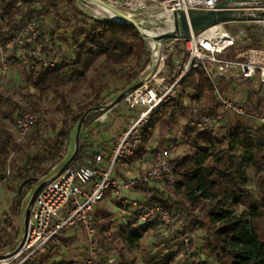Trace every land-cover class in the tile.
Listing matches in <instances>:
<instances>
[{
    "label": "trees",
    "instance_id": "obj_1",
    "mask_svg": "<svg viewBox=\"0 0 264 264\" xmlns=\"http://www.w3.org/2000/svg\"><path fill=\"white\" fill-rule=\"evenodd\" d=\"M1 1L4 18L2 38L6 40L22 26L35 22L40 31L39 40L43 46V53L58 61L52 67H45L36 58L30 57L29 62L33 68L25 75L27 85L40 93L53 91L60 99L59 110L74 121L80 120L86 110L102 106L105 98L100 100V97H97L80 112H76L68 102L67 96L59 90L61 87L86 81L88 74L102 59L113 72H120V77H126L125 87L122 89L124 90L139 82L141 73L150 64L147 42L135 27L125 23L95 19L81 10L75 0ZM63 6L76 18L75 25L68 18L63 21L57 19ZM52 15L55 29L45 30L43 20ZM60 29L72 31L70 52L62 51L56 42V31ZM180 41L185 42V40ZM261 47L258 40L252 38L246 50ZM229 50L226 51L227 57L234 59L239 57V54ZM8 53L10 54L8 61L15 64L21 62L17 49ZM131 59L135 61L136 68L133 66L127 68ZM182 59H186L185 52ZM166 68L169 72L166 83L169 84L174 80L175 74L173 62L169 59ZM222 81L223 79L218 81L221 92ZM122 90H118L117 93ZM179 90L180 95L176 100L171 98L152 112L151 118L141 131L142 143L133 156L138 152H140L139 156L145 153V144L153 135L154 119L167 116L175 119L178 114L185 113L189 109L185 104V98L190 97L194 102L200 103L209 92H214V103L206 112L215 115L223 111L215 84L207 69H198L185 77ZM188 91L192 93L188 94ZM28 96L31 102H34L32 111L39 112L36 94L29 93ZM0 102L9 108V114L19 115L26 110L10 98L0 96ZM255 111L264 112V99L258 103ZM99 113L97 111L87 116L84 124H89ZM41 132V127H34L29 135L36 141H44ZM3 133L5 137L0 141V155L7 156L14 135L9 130H4ZM185 134L189 153L171 160L174 180L172 182L167 178L166 181L173 183L175 193L182 195L192 205L207 207V216L213 229V239L208 246L211 253L217 257L218 264H264V129L237 120L222 123L216 130L194 129L187 125ZM70 140L71 129L66 125L54 140L44 142L41 151L27 157L23 165L14 169L13 179L17 182L18 188L29 180L22 189L20 199H23L34 185L35 181L30 179L47 176L50 169L45 165L66 154ZM89 143L88 138L82 139L70 166L94 163L96 153ZM250 172L253 176H250ZM252 180L255 184L254 189L250 188ZM133 191L150 197L152 204L162 206L173 217L172 202L151 184H138ZM115 203L120 205L117 200ZM121 207L127 209L125 204ZM12 213L14 217L19 215L17 202L12 208ZM141 213L142 209H133L132 214L128 216L126 226L118 232L121 240L131 248L138 247L144 235L159 223L142 225L139 222ZM3 224L7 228L0 236V248L2 251L7 247L12 250L22 236V228L10 218L5 219ZM9 228L10 231H6ZM64 235L65 233H62L60 239ZM54 244L49 253L55 247ZM40 256L31 264H40ZM45 258L49 259L50 254ZM60 264L76 263L69 260ZM121 264L125 263L121 262ZM183 264L203 263H196L187 258Z\"/></svg>",
    "mask_w": 264,
    "mask_h": 264
},
{
    "label": "rangeland",
    "instance_id": "obj_2",
    "mask_svg": "<svg viewBox=\"0 0 264 264\" xmlns=\"http://www.w3.org/2000/svg\"><path fill=\"white\" fill-rule=\"evenodd\" d=\"M89 9L102 17H108V13L97 5L89 6ZM54 16L43 20L45 30H54ZM68 18L75 25L76 18L73 14L63 6L60 16L57 18L61 21ZM172 24L164 17H156L152 22L145 24L144 27L162 34L172 30ZM229 29L238 33L244 30V34L230 47V52L241 54L246 50V46L251 42L252 38H256L261 48H264V24H249L239 23L233 24ZM72 31L60 29L56 31V42L64 52H70ZM182 38H167L163 39L164 48L170 50L169 60L182 59L184 56V47L186 43H181ZM148 50L150 51V59L152 54L151 43L147 42ZM8 57L10 54H7ZM8 69L5 72L1 71L0 63V96L2 98H10L13 102L21 104L26 108L24 112H33L39 114L44 119L42 128V137L44 141H36L28 136H20L13 129V123L17 118V113L9 114V108L0 102V141L4 139V130H9L14 136L9 146L7 156L0 155V236L5 232L6 225L3 221L10 218L14 223L19 224L23 228V220L25 209L29 202L30 196L37 186L45 179L55 175L62 166L71 157L75 148V139L78 121L66 117L62 110H59L60 99L53 91L40 93L36 89L27 85L25 75L33 68L29 60H22L19 64L8 61ZM58 63L55 60V65ZM129 67L136 68L135 61L131 59ZM151 64V61H150ZM149 64V65H150ZM148 65V66H149ZM147 66V68H148ZM110 66L101 59L95 68L88 74L86 81L79 83H70L61 87L59 90L68 98V102L80 112L92 100L97 97L104 99L102 108L93 109L87 116L94 112L100 113L87 125L83 124L79 139V144L83 138H88L93 151L100 152L108 157L109 147H114L119 137L131 125L135 117V111L130 110L123 99L111 107H106L114 102L119 94L131 87H125L126 77H120V72H113ZM139 68V67H137ZM147 68L141 73L142 79L148 72ZM169 72L166 71L167 76ZM118 90H122L117 93ZM35 93L39 112L32 111V105L28 94ZM192 91H188L191 94ZM223 93V92H222ZM228 97H233L231 94L223 93ZM180 95V90L173 97L174 100ZM214 92L208 93L207 97L200 103L191 100L190 97L185 98V104L188 110L185 113H180L175 119L167 116L160 119H154L153 135L145 144L146 151L142 156L140 152L136 156H132L124 160L128 165H131V173H137L144 167L151 164V158L154 152L159 150H168L171 158L183 157L189 153V147L186 143L185 128L190 125V122L195 117V110L199 113H207V108L214 103ZM246 115L236 116L231 113H223V123L235 122L241 120L248 125L260 126L257 117L264 114L255 111V105H250L245 102ZM223 112V111H222ZM221 112V113H222ZM71 129V140L68 144L67 152L64 156L58 157L45 166L49 168L47 176H41L38 181L32 185L28 193L23 199H17L18 185L13 179L14 169L17 166L24 164L27 157L34 155L44 148V142L52 141L57 136L58 132L65 126ZM110 154V153H109ZM122 160L118 163L115 175L125 177L121 171ZM138 161V165H134ZM250 176L253 173L250 172ZM253 179V177H252ZM160 193L165 195V198L172 202L171 224L166 225L161 222L155 224L143 237L140 245L135 248L127 246L119 237V230L127 224L128 216L132 214V209H135L130 204H125L127 209L117 205L116 195L109 190L105 198L95 207L92 212V219L97 232V240L100 249L101 259H107L109 256L115 255L120 262L125 264H183L190 258L196 263L203 264H218L217 257L211 253L208 246L213 239V229L209 223L206 206H194L188 202L182 195L175 193L173 183H168L166 180L156 181L151 184ZM254 181L250 183V188L254 189ZM137 198L142 197L141 194L135 193ZM143 200L137 202H151L150 197L143 196ZM127 201V199H125ZM118 201V200H117ZM129 201V200H128ZM18 204V216L14 217L12 208L15 203ZM129 208V209H128ZM6 231H10V228ZM3 245V244H2ZM53 244H50L48 249L40 256V264H60L69 260L76 264H87L89 255L87 240L83 231L79 228L69 230L65 235ZM11 248L7 247L5 251L0 248V255H3ZM50 254V258L45 256ZM122 255V256H121ZM173 259V260H171Z\"/></svg>",
    "mask_w": 264,
    "mask_h": 264
},
{
    "label": "built area",
    "instance_id": "obj_3",
    "mask_svg": "<svg viewBox=\"0 0 264 264\" xmlns=\"http://www.w3.org/2000/svg\"><path fill=\"white\" fill-rule=\"evenodd\" d=\"M109 1L145 26L156 17L166 18L167 16H171L173 25L174 11L216 10L218 3L223 0ZM233 9L240 15L255 16L264 11V6H239ZM243 22L250 25L264 24V19L224 22L213 25L188 39H183L186 43L184 47L186 59L173 62L174 80L169 84L166 83L165 73L170 50L165 49L160 41V51L155 52L158 58L155 73L141 87L129 91L123 98L125 105L135 111L130 127L119 137L107 159L102 153L96 152L94 163L68 166L61 174L43 186L31 208L24 240L20 238L12 250L0 255V264H31L48 249L50 244L58 242L62 233L76 228L83 231L87 240L89 251L87 264H121L115 255L101 259L92 212L110 189L120 203L130 204L123 198V191H133L138 184H152L167 178L173 182L174 167L168 150L154 152L151 164L137 173L118 177L115 175V170L118 163L135 154L142 143V128L151 118L152 112L178 93L185 77L198 69H207L215 84L223 110L222 113L215 115L199 113L195 110V117L190 122L192 128L216 130L223 123V113L246 115L245 102L224 95L218 87L220 79L229 77L254 80L260 87L264 85V48L248 49L239 54L237 59L226 56V51L244 34V30L234 33L229 27ZM3 25V3L0 0L2 72L8 69V52L15 49L22 60L34 57L45 67L55 65V60L43 53V46L39 40L40 31L35 22L22 26L6 40L1 34ZM257 121L264 129V114L258 116ZM44 124V119L39 114L22 112L15 119L13 129L18 135L25 137L34 127H43ZM131 205L133 208L142 209L139 217L142 225L154 222L171 224L170 214L160 205H154L150 201L144 203L132 201Z\"/></svg>",
    "mask_w": 264,
    "mask_h": 264
},
{
    "label": "water",
    "instance_id": "obj_4",
    "mask_svg": "<svg viewBox=\"0 0 264 264\" xmlns=\"http://www.w3.org/2000/svg\"><path fill=\"white\" fill-rule=\"evenodd\" d=\"M75 1L79 6V8L88 15H90L91 17L99 20H110L114 22L132 25L139 31L141 37L146 42H150V43L154 42L155 44L154 48L152 49L151 64L148 67L147 74L142 79H140L139 82H137L134 86L119 94L117 98L114 100V102L106 107H111L115 104H118L129 91L141 87L145 81L149 80L153 76L158 65V58L155 56V52L160 51V41H162L163 39H167V38L188 39L192 35H197L203 30L220 23L229 22V21H238V20L264 19V11L257 13L255 16H250V15H240L237 10L233 9L239 6H252V5L264 6V0H223L218 3L216 10L188 9L187 11H183V10L174 11L172 14L173 17L172 30L169 32H164L162 34L151 35L145 30L144 25L139 20L125 13L109 0H75ZM92 5H97L101 8L108 10L109 11L107 12L108 17H102L94 13L92 10L89 9V6ZM110 13L117 16L118 19L112 18L110 16ZM100 108H102V106L97 107L96 109H100ZM92 110H93L92 108L86 110L78 123L76 139H75V148L71 157L67 160V162L55 175L42 181L30 196L29 202L25 209L22 236L20 237L21 240H24L25 238L28 222L30 218L31 208L39 191L43 188L45 184H47L49 181H51L52 179L56 178L59 174H61L74 161L79 149V139H80L82 126L84 124L87 115ZM30 180L36 182L38 181V178H33ZM27 181L29 180H26L19 186L17 191V199L21 198L22 189L24 185L27 183Z\"/></svg>",
    "mask_w": 264,
    "mask_h": 264
},
{
    "label": "crops",
    "instance_id": "obj_5",
    "mask_svg": "<svg viewBox=\"0 0 264 264\" xmlns=\"http://www.w3.org/2000/svg\"><path fill=\"white\" fill-rule=\"evenodd\" d=\"M258 84L254 80H243L239 78L229 77L226 79H223L221 83V90L223 93L231 94V96L235 97L238 100L247 102V104L255 105V107L258 105V103L264 99V85L263 86H257ZM113 146L109 147L108 155L111 152ZM107 159V157L105 156ZM152 160V158H151ZM152 162V161H151ZM128 163V162H127ZM125 161L121 164V171L126 176L129 174H132L129 169L131 168V165H128ZM138 161L133 163L134 165H138ZM134 191H123L122 196L124 199H127V202L137 201V200H143V195L140 198H137L134 196ZM129 200V201H128ZM133 210L132 208H130Z\"/></svg>",
    "mask_w": 264,
    "mask_h": 264
},
{
    "label": "bare ground",
    "instance_id": "obj_6",
    "mask_svg": "<svg viewBox=\"0 0 264 264\" xmlns=\"http://www.w3.org/2000/svg\"><path fill=\"white\" fill-rule=\"evenodd\" d=\"M102 9H103L104 11H106V12H109L108 10H106V9H104V8H102ZM110 16H111L112 18H114V19H118V17L115 16L114 14H111V13H110ZM166 18H167L168 21L172 22V18H171V16H167ZM172 28H173V26H172ZM145 30H146L149 34H151V35H156V34H157L156 32H154V31H152V30H150V29H148V28H146V27H145ZM154 46H155L154 42H151V47L154 48Z\"/></svg>",
    "mask_w": 264,
    "mask_h": 264
}]
</instances>
